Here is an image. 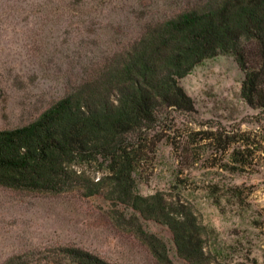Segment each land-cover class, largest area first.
Masks as SVG:
<instances>
[{
  "label": "rangeland",
  "instance_id": "obj_1",
  "mask_svg": "<svg viewBox=\"0 0 264 264\" xmlns=\"http://www.w3.org/2000/svg\"><path fill=\"white\" fill-rule=\"evenodd\" d=\"M207 1L74 0L78 6L69 9L67 0H0V130L37 119L147 22ZM243 80L228 55L205 60L181 79L196 110L160 115L145 135L136 173L140 195L161 193L195 214L210 264H264V110L243 100ZM237 148L248 149L240 163ZM132 213L104 195L0 187V264L16 255L44 264L63 246L112 264H157L129 224ZM140 223L167 244L173 264H189L167 226Z\"/></svg>",
  "mask_w": 264,
  "mask_h": 264
},
{
  "label": "trees",
  "instance_id": "obj_2",
  "mask_svg": "<svg viewBox=\"0 0 264 264\" xmlns=\"http://www.w3.org/2000/svg\"><path fill=\"white\" fill-rule=\"evenodd\" d=\"M67 1L69 9L78 6ZM220 55L232 56L244 72L243 100L264 110V0H209L147 22L133 41L37 119L0 130V187L47 195H104L132 210L129 224L157 264H173L168 246L143 228L141 218L167 226L184 261L210 264L204 227L195 214L161 193L140 195L136 173L147 148L145 135L160 115L196 110L180 80ZM241 149L233 152L237 163L248 150ZM29 257L16 255L3 264H33ZM44 264L112 263L63 246Z\"/></svg>",
  "mask_w": 264,
  "mask_h": 264
}]
</instances>
